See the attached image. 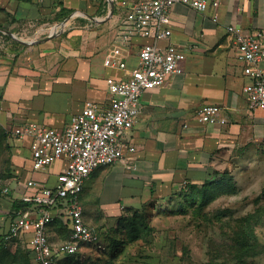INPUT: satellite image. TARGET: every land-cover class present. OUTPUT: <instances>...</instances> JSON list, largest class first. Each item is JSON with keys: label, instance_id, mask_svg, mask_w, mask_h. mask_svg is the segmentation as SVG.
Wrapping results in <instances>:
<instances>
[{"label": "crops", "instance_id": "1", "mask_svg": "<svg viewBox=\"0 0 264 264\" xmlns=\"http://www.w3.org/2000/svg\"><path fill=\"white\" fill-rule=\"evenodd\" d=\"M142 1L0 0V125L10 138L14 129L32 122L62 131L88 102L108 106L109 83L126 80L138 64L141 46L149 43L141 38L129 48L116 43L128 6ZM170 18L172 35L160 46L185 50L183 73L143 94L138 121L123 135L135 153L125 152L122 160L97 169L79 195L84 222L98 237L99 227L170 200L188 186L204 184L220 160L264 141V111L249 108L244 88L251 80L236 58V39L228 32L234 27L244 35L264 33V0H220L204 13L175 4ZM109 58L126 62L127 68L106 67ZM204 105L220 106L223 121L198 124L195 114ZM12 140L17 146V179L8 188L13 201L35 194L26 187L30 181L53 188L68 160L34 170L31 139ZM12 199L0 205V261L7 256L36 264L31 234L10 243L4 240L13 219ZM53 214L56 222L48 227V239L56 249L71 229L61 208ZM21 241L27 246H20ZM97 244L82 245L77 254ZM62 258L56 255L57 263Z\"/></svg>", "mask_w": 264, "mask_h": 264}, {"label": "built area", "instance_id": "2", "mask_svg": "<svg viewBox=\"0 0 264 264\" xmlns=\"http://www.w3.org/2000/svg\"><path fill=\"white\" fill-rule=\"evenodd\" d=\"M41 3L43 0H32ZM220 0H145L128 6L119 26L116 43L124 48L132 46L135 38L149 40L138 51V64L123 81L110 82L107 107L88 102L80 114L72 118L62 131L47 128L39 123H27L11 132L18 142L31 139L30 151L34 170H42L62 158L68 165L57 177L56 185L48 188L40 182L26 184L35 194L27 201L34 203V213H19L12 219L4 240L31 234L30 251L36 264H57L56 255L73 256L82 245H95L98 234L83 219L79 195L85 181L99 168L122 160L125 152L135 153L123 135L130 132L138 121L142 96L146 91L162 87L174 75L183 73L185 50L174 45L161 47L160 43L172 35L170 13L175 4L184 5L204 13ZM124 7L127 2H122ZM228 32L236 39V58L244 64V75L251 83L244 88L249 108L264 111V33L244 35L234 27ZM105 66L124 71L127 64L119 59H107ZM195 121L200 125L220 124L221 107L204 105L197 110ZM1 183V180H0ZM5 194L9 189L5 188ZM61 208L68 216L71 234L53 249L48 239V227L53 222V211Z\"/></svg>", "mask_w": 264, "mask_h": 264}, {"label": "rangeland", "instance_id": "3", "mask_svg": "<svg viewBox=\"0 0 264 264\" xmlns=\"http://www.w3.org/2000/svg\"><path fill=\"white\" fill-rule=\"evenodd\" d=\"M2 129L0 200L7 203L12 198L3 191L17 179L12 174L17 146ZM214 171L218 174L204 182L210 189L204 194L197 192L203 184L187 187L99 227V243L84 249L77 264H264V141L232 152ZM0 264H24V259L4 256Z\"/></svg>", "mask_w": 264, "mask_h": 264}, {"label": "trees", "instance_id": "4", "mask_svg": "<svg viewBox=\"0 0 264 264\" xmlns=\"http://www.w3.org/2000/svg\"><path fill=\"white\" fill-rule=\"evenodd\" d=\"M66 13L67 14H70V11H68ZM2 130L3 129L0 127V141H2V139H3V136L1 134ZM0 146H1V144H0ZM12 174H14V170H13ZM217 174H218V172L214 171L213 172V177H215ZM0 180H2V179L0 178ZM212 183H214V182H212ZM215 183L214 184H211V186L212 185H217V184L219 185L218 182H215ZM188 187H190L193 190L194 189H198L197 186H188ZM198 190L199 191H197V192L198 193H202V194H204L206 191H210V189L208 187V184H206V183L203 184L202 185V188L201 189H198ZM201 190H203V191L201 192ZM183 192H184V190L182 191V193ZM0 205H1V200H0ZM34 206L35 205L32 202H23L21 200H14L12 202V207H11L10 215L12 216V218H15L19 213H21L23 211H26V210L31 209V208H35ZM260 210L262 211L263 210V207L260 208ZM55 216L56 215L53 214L54 220H53V222L50 225H53L56 222V217ZM70 234H71V231H70ZM2 249H3V244L0 245V252H3ZM4 253H5V250H4ZM78 256H79L78 254L73 255V256H67V257L62 258L63 260L62 259L61 260L63 261V264H77L78 263L77 260L79 259ZM61 260H59L57 264H62V261ZM25 261H28V260H25ZM24 264H27V263L24 262Z\"/></svg>", "mask_w": 264, "mask_h": 264}]
</instances>
